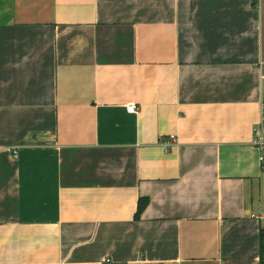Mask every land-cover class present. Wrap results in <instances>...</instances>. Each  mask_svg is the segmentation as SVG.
Instances as JSON below:
<instances>
[{
  "label": "crops",
  "instance_id": "1",
  "mask_svg": "<svg viewBox=\"0 0 264 264\" xmlns=\"http://www.w3.org/2000/svg\"><path fill=\"white\" fill-rule=\"evenodd\" d=\"M263 105L264 0H0V264H264Z\"/></svg>",
  "mask_w": 264,
  "mask_h": 264
},
{
  "label": "built area",
  "instance_id": "2",
  "mask_svg": "<svg viewBox=\"0 0 264 264\" xmlns=\"http://www.w3.org/2000/svg\"><path fill=\"white\" fill-rule=\"evenodd\" d=\"M260 110H261V114H260L261 120H263L264 119V105L261 106ZM135 111H136V108L133 104H128L126 106V112L127 113H134ZM174 140H175V138L171 136L166 140H162L160 144L165 145V146H167L169 144L171 145V144H174ZM253 142L255 143V145L259 151V155H258L259 162L261 164V168L264 170V132L260 127H257L254 130ZM13 156H14V158H17V152L16 151L13 152ZM260 221L263 222V230H264V217H261ZM263 258H264V255H263Z\"/></svg>",
  "mask_w": 264,
  "mask_h": 264
},
{
  "label": "trees",
  "instance_id": "3",
  "mask_svg": "<svg viewBox=\"0 0 264 264\" xmlns=\"http://www.w3.org/2000/svg\"><path fill=\"white\" fill-rule=\"evenodd\" d=\"M146 206H147L146 200H139L137 205V213L135 215L136 218H138L143 213Z\"/></svg>",
  "mask_w": 264,
  "mask_h": 264
}]
</instances>
